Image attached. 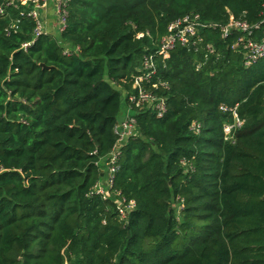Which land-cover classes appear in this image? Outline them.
<instances>
[{
	"label": "trees",
	"instance_id": "16d2710c",
	"mask_svg": "<svg viewBox=\"0 0 264 264\" xmlns=\"http://www.w3.org/2000/svg\"><path fill=\"white\" fill-rule=\"evenodd\" d=\"M21 9L0 13V264H264V58L245 67L238 35L220 30L203 32L206 60L180 45L157 53L188 13L258 23V38L264 0H71L67 28L26 49L35 23ZM151 55L168 111L136 113L113 185L135 208L120 220L113 198L88 192ZM230 108L243 123L226 140Z\"/></svg>",
	"mask_w": 264,
	"mask_h": 264
},
{
	"label": "built area",
	"instance_id": "2783aa9c",
	"mask_svg": "<svg viewBox=\"0 0 264 264\" xmlns=\"http://www.w3.org/2000/svg\"><path fill=\"white\" fill-rule=\"evenodd\" d=\"M49 1L53 3V17L47 16ZM71 0H4L0 6V13L3 14L8 7L21 9L20 15L26 16L34 21L33 38L22 44L26 49L36 40L37 37L52 32L59 34L67 28L68 4ZM10 25V28L16 29L17 22ZM260 24H248L241 19L233 18L230 15L226 24H220L213 21L202 20L199 14L188 13L181 16L167 26L166 33L160 39L157 53L164 61L169 57L170 52L180 45L187 50L193 49L197 52L204 51L205 60L214 53V47L210 43H204V30H220L221 37L226 38L235 32L236 37L231 48L241 50L244 54L243 65L249 67L260 58H264V25L260 36L255 37L259 31ZM143 35L139 33L138 36ZM74 52L76 49L73 50ZM64 54H70L71 48L65 45ZM200 64L197 65V68ZM159 89H168L167 82L163 81L158 74V65L154 56L143 59L135 74L131 75V87L123 91L124 104L126 111L118 118L114 126L116 142L110 153L100 160L102 166L101 179L89 190L88 196H100L103 200L112 199L118 210L120 220L127 219L128 214L135 208L133 200L126 201L119 192L113 189L115 172L118 169V162L122 156V149L126 142L138 135L136 113L142 109L152 111L157 118H162L168 111L166 96L158 93ZM222 110H227L226 106H220ZM234 122L223 125L224 138L231 139L233 129L240 127L243 121L237 116L236 109L230 108ZM134 111V115L130 113ZM190 128L195 132H200L201 123L192 121ZM115 196V197H114ZM64 264H70L65 261Z\"/></svg>",
	"mask_w": 264,
	"mask_h": 264
},
{
	"label": "rangeland",
	"instance_id": "374dc122",
	"mask_svg": "<svg viewBox=\"0 0 264 264\" xmlns=\"http://www.w3.org/2000/svg\"><path fill=\"white\" fill-rule=\"evenodd\" d=\"M49 7H53L52 5H53V3H52V1H49ZM126 111V104H124V98H123V96H122V102H121V110H120V113H119V118H121L120 116H122V114H124V112ZM135 114V112L134 111H132L131 113H130V115H134ZM102 170V169H101ZM70 263V262H69Z\"/></svg>",
	"mask_w": 264,
	"mask_h": 264
},
{
	"label": "crops",
	"instance_id": "0c3cea01",
	"mask_svg": "<svg viewBox=\"0 0 264 264\" xmlns=\"http://www.w3.org/2000/svg\"><path fill=\"white\" fill-rule=\"evenodd\" d=\"M47 16H49V17H53V9H52V7H48L47 8ZM121 117V116H120Z\"/></svg>",
	"mask_w": 264,
	"mask_h": 264
},
{
	"label": "water",
	"instance_id": "95a60500",
	"mask_svg": "<svg viewBox=\"0 0 264 264\" xmlns=\"http://www.w3.org/2000/svg\"><path fill=\"white\" fill-rule=\"evenodd\" d=\"M42 66L45 68L46 66L42 64Z\"/></svg>",
	"mask_w": 264,
	"mask_h": 264
}]
</instances>
